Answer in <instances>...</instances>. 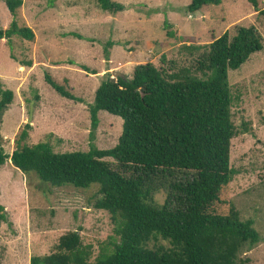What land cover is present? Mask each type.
Here are the masks:
<instances>
[{
    "label": "rangeland",
    "instance_id": "1",
    "mask_svg": "<svg viewBox=\"0 0 264 264\" xmlns=\"http://www.w3.org/2000/svg\"><path fill=\"white\" fill-rule=\"evenodd\" d=\"M111 1L123 10L105 12L96 0H22L13 18L0 0V29L15 20L34 34L33 41L0 40V83L13 93L0 125L4 153L11 156L24 129L28 137L23 144L46 143L57 154L87 152L91 143L100 150L114 147L122 120L100 111L91 140L88 111L100 82L115 79L112 71L130 75L133 67L151 63L166 74L185 69L204 78L196 61L208 45L224 33L231 37L237 28L254 27L262 49L228 71L236 130L229 164L235 173L214 208L225 216L233 207L241 221H253L260 242L240 256L249 264H264V0H254L256 5L252 0H219L196 13L187 10L190 0ZM45 73L81 102L54 91ZM98 189L97 184L52 187L6 160L0 168V205L8 222L0 225V264H30L33 256L52 253L59 238L72 231L90 248L88 264L111 254L119 239L110 214L95 208ZM164 199L163 192L154 197L158 204ZM148 247L170 245L158 239Z\"/></svg>",
    "mask_w": 264,
    "mask_h": 264
},
{
    "label": "trees",
    "instance_id": "2",
    "mask_svg": "<svg viewBox=\"0 0 264 264\" xmlns=\"http://www.w3.org/2000/svg\"><path fill=\"white\" fill-rule=\"evenodd\" d=\"M3 1L15 18L22 0ZM96 2L111 14L123 10L111 0ZM219 3L190 0L187 10L196 13ZM13 37L33 41L34 34L12 20L7 29H0V40ZM261 49L258 31L240 27L231 37L224 33L216 38L197 59L196 70L204 78L185 69L166 74L146 63L137 65L131 78L105 79L88 106L90 139L98 113L104 111L122 120L114 147L100 150L91 143L87 152L57 154L46 143L23 144L28 137L24 129L11 156L4 153L0 135V168L9 159L23 174L34 173L52 187L99 186L95 208L110 214L119 241L95 264H249L240 254L260 242L253 221H241L233 207L225 216L214 207L235 173L229 164L236 130L228 71L239 69ZM44 80L62 97L81 102L49 73ZM12 100V91L0 83V125ZM161 192L165 199L158 204L154 197ZM7 222L0 205V225ZM158 239L170 247L150 249L148 243ZM89 257L90 248L82 244L78 231H72L59 238L52 253L33 256L30 264H88Z\"/></svg>",
    "mask_w": 264,
    "mask_h": 264
},
{
    "label": "water",
    "instance_id": "3",
    "mask_svg": "<svg viewBox=\"0 0 264 264\" xmlns=\"http://www.w3.org/2000/svg\"><path fill=\"white\" fill-rule=\"evenodd\" d=\"M111 73H112L113 78H123L124 77V75L119 72L112 71ZM31 118H32V112L30 111L29 121L31 120Z\"/></svg>",
    "mask_w": 264,
    "mask_h": 264
},
{
    "label": "crops",
    "instance_id": "4",
    "mask_svg": "<svg viewBox=\"0 0 264 264\" xmlns=\"http://www.w3.org/2000/svg\"><path fill=\"white\" fill-rule=\"evenodd\" d=\"M134 68H135V67L132 68V71L130 72V75H128V74L125 73V74L127 75L128 78H131ZM123 75H124V74H123ZM126 75H124V76H126Z\"/></svg>",
    "mask_w": 264,
    "mask_h": 264
}]
</instances>
